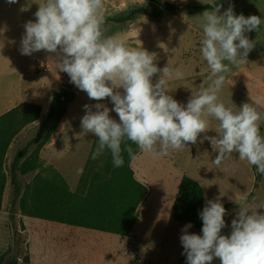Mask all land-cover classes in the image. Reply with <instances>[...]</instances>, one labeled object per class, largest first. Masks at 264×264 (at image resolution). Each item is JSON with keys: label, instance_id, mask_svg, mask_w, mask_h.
Segmentation results:
<instances>
[{"label": "rangeland", "instance_id": "rangeland-1", "mask_svg": "<svg viewBox=\"0 0 264 264\" xmlns=\"http://www.w3.org/2000/svg\"><path fill=\"white\" fill-rule=\"evenodd\" d=\"M163 1L183 7L186 4L214 3L217 0ZM42 2L43 0H18L15 4H9L7 0H0V97L13 96L11 98L15 97L18 103L0 118V260L12 241L9 223L12 186L10 184V191L6 192V195L8 181L4 184V174L6 178V169L10 167L16 149L24 143L22 141L27 136L28 138L33 136L36 132L35 126L40 120L45 119L43 117L47 105L50 104L54 93L69 82L71 99L67 102L54 132L49 134L48 140L33 149L34 152L27 158L29 162L24 161L31 167L28 175L24 177L26 184L36 176L45 174L42 170H46V174L49 171L52 173L48 168L54 167L45 168L37 158L40 159L41 148L51 141L58 126L81 128V118L86 114L85 105L94 106L102 103L109 109L114 108L110 98L102 101L89 99L86 92L71 83L68 74L57 68L55 53L41 50L32 55L21 54L24 25L30 20L33 22L36 20L34 14L38 10V4ZM104 4V19H112L104 28L105 36H122L129 47H142L149 54H155L154 62L157 67L163 69L169 65L183 73L182 77L169 81V93L175 100L186 105L192 92L208 85L207 77L211 70L200 52V41L203 38L200 15L207 10L192 13H185L182 10L166 12L158 19H152L142 13L127 22H115L113 19L125 17L135 9L145 7L148 0H104ZM229 7H232L236 15L243 14L245 17L256 15L264 19V0H226L225 5L220 7V14ZM260 29L245 33L250 40L255 41V47L247 57V64L232 66V71L228 74L227 82L219 95L227 107L240 108L243 104L250 103L257 107L264 117V25H261ZM40 64L47 70L40 69ZM158 76L159 74L153 77L154 83ZM110 116L119 122L115 111H110ZM210 121V131L202 133L196 144L189 143L185 149L179 151L170 150L166 156L143 153L134 143L126 142L132 147L136 158L131 159L128 153L124 152L123 157L127 163L123 165L122 171L120 167L113 165L110 150L106 151L108 183L113 187L117 183L116 180L131 177L129 179L136 181L145 190L136 203V210L132 213L137 216L133 231L129 238L124 240L125 251L128 253L115 258L117 262L120 260L126 264L131 260L136 264H187L180 241L186 224L170 218L184 175L196 179L204 187L205 205L207 201L218 197L223 205L232 204L224 217L226 226L221 230L222 235L230 236L231 221L237 216L239 211L237 203L242 198L247 197L249 203L256 206L264 205V175H261L254 165L246 160H240L238 153H233L219 167L213 163L218 153L204 136L217 135L215 130L218 121L212 118ZM260 132L264 136V121L260 125ZM83 136L84 134L81 135ZM90 136L93 135L87 134L84 137ZM95 140L98 141V137L95 136ZM86 143L83 142L73 150L77 153L78 160L73 172L75 178L85 170L87 174L92 171L93 161L90 166L84 165L90 157L86 155L88 152ZM134 161L139 162L138 165ZM24 200L25 198L18 208L19 226L23 227L22 233L26 241V245H23L24 251L20 255L21 264H25L22 262L24 255L29 254L28 231L24 222L26 215L22 210ZM77 202L75 203L77 207L82 205L81 202ZM259 211L264 212V209ZM187 231L189 234L202 235V232L193 226ZM127 258L131 259L128 261ZM212 264H221V261L214 258Z\"/></svg>", "mask_w": 264, "mask_h": 264}, {"label": "clouds", "instance_id": "clouds-1", "mask_svg": "<svg viewBox=\"0 0 264 264\" xmlns=\"http://www.w3.org/2000/svg\"><path fill=\"white\" fill-rule=\"evenodd\" d=\"M38 5L36 20L24 25L21 54L55 53L57 68L89 99L110 98L114 105L113 109L102 103L84 106L81 134L98 137L92 159L110 150L113 165L123 167L124 152L136 158L128 141L143 153L166 156L170 150L196 144L202 133L210 131L212 118L218 121L217 135H205L204 139L218 153L213 163L219 167L238 153L240 160L264 175V136L260 132L264 117L250 103L227 107L219 95L232 66L247 64L255 47V41L245 33L260 31L264 19L236 15L232 7L220 14V5L200 15V52L211 70L209 83L192 92L183 105L169 93V81L183 76L179 69L169 65L161 69L154 62L155 54L129 47L122 36H105L104 0H43ZM110 111L118 114L119 122ZM237 205L230 236L221 234L227 211L219 197L207 201L200 212L202 235L189 234L192 224L185 225L180 241L187 264H212L214 258L221 264H264V212L259 211L264 205L250 204L247 197Z\"/></svg>", "mask_w": 264, "mask_h": 264}, {"label": "trees", "instance_id": "trees-1", "mask_svg": "<svg viewBox=\"0 0 264 264\" xmlns=\"http://www.w3.org/2000/svg\"><path fill=\"white\" fill-rule=\"evenodd\" d=\"M226 0H217L214 3L189 5L179 7L170 2L163 0H148L145 7L135 9L129 15L117 19L115 22H127L132 20L138 14H147L152 19H158L166 12H176L182 10L185 13H192L201 10H212V6H224ZM112 19L105 20L103 27ZM68 85L61 86L53 95L47 115L45 119L36 128L33 137L28 139L24 144L19 146L10 165L11 179V200L9 210V223L12 229V241L9 249L5 252L4 257L0 260V264H21L20 255L24 251L23 245H26L22 228L19 226V205L24 200L23 211L25 215L50 219L60 222H68L72 224H80L108 230V232L118 233L122 236H129L136 223L137 216L132 213L136 210L137 202L145 192L144 188L139 185L131 177L116 180L117 183L112 185L108 183V170L97 171L95 175L101 177V184L92 187L88 194V198H80L72 193L63 176L55 169L48 168L42 170L41 176H36L29 183H25V176L28 175L30 164L27 158L31 155L32 150L48 140L49 134L54 132L62 114L66 109L67 102L71 99V87ZM108 158V157H107ZM108 164V159H106ZM127 163V162H126ZM125 160H124V164ZM1 166V162H0ZM32 166V165H31ZM256 169V166H254ZM46 168V167H45ZM122 171V167H120ZM41 172V171H40ZM121 176L122 174L119 173ZM107 175L106 181L103 176ZM260 174H258V177ZM1 178V177H0ZM4 184L6 182L4 174ZM44 180V181H43ZM129 180V181H128ZM102 187V189H99ZM115 188V189H114ZM98 194V197H93ZM81 202V206L75 203ZM107 202L106 209L90 210L89 204L103 205ZM78 204V202H77ZM226 211L232 206L231 203L223 205ZM205 207V190L204 187L196 179L184 175L175 198L173 208L170 213L172 220L183 224L191 223L193 227L202 232L203 221L200 218V212ZM107 210V211H105ZM8 256V258H7ZM186 257V254H184ZM6 258V259H5ZM22 262L30 263V255H24Z\"/></svg>", "mask_w": 264, "mask_h": 264}, {"label": "crops", "instance_id": "crops-1", "mask_svg": "<svg viewBox=\"0 0 264 264\" xmlns=\"http://www.w3.org/2000/svg\"><path fill=\"white\" fill-rule=\"evenodd\" d=\"M11 97H0V118L3 114L17 106L16 98ZM48 105L45 117L49 109ZM42 121L40 120V123ZM40 123L35 126V130ZM81 132L82 128L79 127L68 128L58 126L51 141L44 144L41 148L40 159H37L46 168L50 166L54 167L63 176L72 193L78 195L80 198H88L91 188L93 186L97 187V184H101L102 182L101 177L98 178L95 173L97 171L102 172L103 167L107 165L106 159H108V152L105 150L102 155L96 159H92V154L98 145V141L95 140L94 134L89 138L84 137L85 135L81 137L83 135ZM31 136L29 138L27 136L26 138L30 139ZM26 138L22 142L25 143L28 140ZM83 142H87L88 152L86 155L88 157L90 156L84 165L90 166L93 161L92 171L90 174H87L85 170L75 178L73 172L78 160L77 153H74L73 150L81 146L80 144ZM134 163L138 165L139 162L134 161ZM103 179L106 181L107 175L103 176ZM7 181L8 186L6 187L8 188L5 189L6 195V192L9 193L10 191V167L6 169ZM99 189H102V187ZM93 197H98V194H94ZM88 207L90 210L106 209L107 202L105 201L103 205L89 204ZM24 222L28 231L29 264H125L120 260L117 262L115 258L120 257L124 253H128L125 251L124 246V240H127L129 238L128 236H122L118 233L108 232V230L91 226L36 218L34 216L30 217L27 215L24 218ZM127 259L129 261L131 258ZM126 264H136V262L130 260Z\"/></svg>", "mask_w": 264, "mask_h": 264}, {"label": "built area", "instance_id": "built-area-1", "mask_svg": "<svg viewBox=\"0 0 264 264\" xmlns=\"http://www.w3.org/2000/svg\"><path fill=\"white\" fill-rule=\"evenodd\" d=\"M39 68H40V69H43V70H47V68H46V67H44V65H43V64H40V65H39Z\"/></svg>", "mask_w": 264, "mask_h": 264}]
</instances>
